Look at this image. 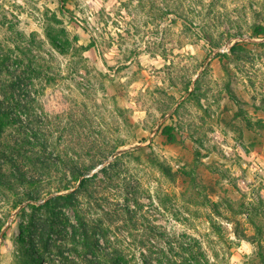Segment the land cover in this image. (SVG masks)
I'll use <instances>...</instances> for the list:
<instances>
[{
  "label": "rangeland",
  "instance_id": "1",
  "mask_svg": "<svg viewBox=\"0 0 264 264\" xmlns=\"http://www.w3.org/2000/svg\"><path fill=\"white\" fill-rule=\"evenodd\" d=\"M255 27L264 28V0H0V48L44 59L35 85L52 145L61 139L83 167L117 162L121 219L107 215V194L102 210L80 202L89 220L123 231L131 264L143 257L127 232L150 230L199 248L208 264H264V36ZM6 196L0 264H36Z\"/></svg>",
  "mask_w": 264,
  "mask_h": 264
},
{
  "label": "trees",
  "instance_id": "2",
  "mask_svg": "<svg viewBox=\"0 0 264 264\" xmlns=\"http://www.w3.org/2000/svg\"><path fill=\"white\" fill-rule=\"evenodd\" d=\"M254 34L264 36V28L255 27ZM53 44L59 48L56 41ZM236 48L232 47L233 54ZM17 52L25 60L11 49L0 48V195L10 197V215L17 212L19 242L36 264H131L121 248L123 231L114 232L100 220H89L80 202V197H86L95 201L96 210H102L99 200L107 194L113 201L108 203L107 215L121 219L120 186L112 173L117 162L95 170L97 164L83 167L68 158L67 150H59L61 139L56 138L57 147H53L54 124L39 102L35 85L42 75L41 67L35 66L44 59L32 55L29 60L18 48ZM68 159L69 164L65 163ZM123 188L127 196H134L127 185ZM127 233L135 241L139 238L142 264H208L199 248L196 253L186 252L178 237L166 243L158 241L159 235L151 230L140 236ZM62 241L69 244L68 256H64ZM165 244L174 246L177 253L183 250L184 256L173 254L174 247L170 251ZM151 251L164 259H152Z\"/></svg>",
  "mask_w": 264,
  "mask_h": 264
}]
</instances>
